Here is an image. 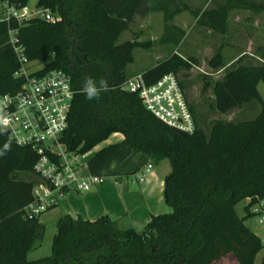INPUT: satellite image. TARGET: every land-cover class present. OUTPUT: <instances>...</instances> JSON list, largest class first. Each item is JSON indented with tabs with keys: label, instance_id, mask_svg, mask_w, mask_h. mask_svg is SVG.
I'll return each mask as SVG.
<instances>
[{
	"label": "trees",
	"instance_id": "1",
	"mask_svg": "<svg viewBox=\"0 0 264 264\" xmlns=\"http://www.w3.org/2000/svg\"><path fill=\"white\" fill-rule=\"evenodd\" d=\"M27 2L0 0V6L20 9ZM173 4L175 0H38L37 8L49 9L54 22L0 16V94L15 92L22 82L15 76L19 65L9 42L8 31L14 29L29 61L70 76L76 97L60 137L69 151L83 155L111 134L123 135L88 158L90 174L120 181L148 163L167 159L170 164L162 191L170 210L151 216L141 231L119 229L105 215L95 221L62 215L50 255L30 260L28 253L42 237L41 214L30 216L24 210L33 200L36 153L0 131V264H264V256L256 262L264 244L245 225L250 207L264 202V102L257 89L264 83V61L243 64L240 56L226 69L220 52L208 61L224 70L210 83L209 110L226 114L255 100L260 110L248 120L207 121L187 99L179 79L195 122L194 132L183 136L148 112L137 93L122 89L133 51L143 44L118 42L121 33L135 16L161 12L166 21ZM197 22H204V15ZM186 33L165 32L158 41L179 48ZM195 63L191 56L172 52L141 74L152 84ZM243 200L245 213L239 216L235 206Z\"/></svg>",
	"mask_w": 264,
	"mask_h": 264
},
{
	"label": "built area",
	"instance_id": "2",
	"mask_svg": "<svg viewBox=\"0 0 264 264\" xmlns=\"http://www.w3.org/2000/svg\"><path fill=\"white\" fill-rule=\"evenodd\" d=\"M6 11L4 18L12 15L18 22L33 17L48 22L56 20L47 8L31 11L27 6L20 9L11 6ZM8 34L19 65L15 76L22 82L15 92L0 94V131L7 132V137L17 146L29 147L36 153L32 167L36 179L31 191L33 200L24 210L30 216H38L57 206L66 192L88 191L102 184L106 176L90 174L83 161L85 154L71 152L60 142L75 94L70 76L59 69L46 71L40 62L31 70L28 65L33 61L24 55L16 30L11 29ZM122 89L137 93L144 108L168 127L185 134L194 132L195 122L176 74L167 73L147 84L142 74L137 73L124 82ZM151 169L152 164H146L142 171L129 177L131 182H143ZM250 212L258 215V221L264 224L263 200L253 204Z\"/></svg>",
	"mask_w": 264,
	"mask_h": 264
},
{
	"label": "crops",
	"instance_id": "3",
	"mask_svg": "<svg viewBox=\"0 0 264 264\" xmlns=\"http://www.w3.org/2000/svg\"><path fill=\"white\" fill-rule=\"evenodd\" d=\"M34 1L33 9L28 6L29 0L27 2L31 11L37 8L38 0ZM6 12L5 5L0 6L3 17ZM154 14L160 18L161 35L165 32L178 33L193 29L200 33L214 34L218 42L217 48H241L244 40H248V44L253 43L250 34L264 32V0H175L166 14V21L161 12L142 17ZM201 15H204V22L199 24L197 20ZM222 42L226 44L222 45ZM122 139L121 133H113L96 147L99 149L100 145L106 146ZM169 171L170 164L164 159L156 165L152 164V169L141 183H129L128 179L117 181L106 176L102 184L92 186L88 191L66 192L54 208L59 210L60 215L80 217L88 221H95L105 215L119 229L133 228L141 231L151 216L168 212L162 191L163 179Z\"/></svg>",
	"mask_w": 264,
	"mask_h": 264
},
{
	"label": "rangeland",
	"instance_id": "4",
	"mask_svg": "<svg viewBox=\"0 0 264 264\" xmlns=\"http://www.w3.org/2000/svg\"><path fill=\"white\" fill-rule=\"evenodd\" d=\"M34 3V0H29L28 6L30 9L34 8ZM0 16L3 17L2 13H0ZM159 25L160 18L158 15L154 14L147 18L136 16L129 28L121 33L118 42L130 39L143 44V46H138L133 51L134 60L127 66L126 70L128 78L155 65L172 52H176L185 58L191 56L196 61L195 65L187 71H179L178 76L183 82L187 99L194 105L196 111L207 115V121L218 118L224 121L237 122L252 119L258 114L261 104L255 100L249 101L226 114H217L209 110V104L212 100L210 83L221 77L224 70L210 67L208 61L214 54L220 52L226 69L240 56H242L240 63L261 64L264 61V32L255 33V35L250 34V39L253 40V43L248 44V40H244L245 42H243V47L241 48L222 47L219 49L216 47L218 42L213 35L187 29L181 46L174 48L172 45H164L158 41L161 35ZM38 65V62L33 61L28 67L34 70ZM257 89L264 102V83L259 82ZM102 146L104 145L99 147ZM96 150H98L97 147L86 153L83 161H87ZM23 177L27 178L26 176ZM131 180L132 178H129L128 182L130 183ZM246 204L247 200H243L235 206L239 216H244ZM169 210L168 207L167 211ZM59 215V210L56 208H51L40 215L39 222L42 237L35 241V247L28 254V259L35 260L50 255L52 237L56 233V222L62 216ZM245 225L264 244V224L258 221V215H252L246 219ZM263 256L264 248L257 254L256 262H259Z\"/></svg>",
	"mask_w": 264,
	"mask_h": 264
},
{
	"label": "water",
	"instance_id": "5",
	"mask_svg": "<svg viewBox=\"0 0 264 264\" xmlns=\"http://www.w3.org/2000/svg\"><path fill=\"white\" fill-rule=\"evenodd\" d=\"M76 97V94H74V96H73V98H75ZM171 129V131H173L174 133H176V134H178V135H185V132H183V131H180V130H178V129H175V128H170ZM5 137H7V135H8V133L7 132H3L2 133Z\"/></svg>",
	"mask_w": 264,
	"mask_h": 264
},
{
	"label": "clouds",
	"instance_id": "6",
	"mask_svg": "<svg viewBox=\"0 0 264 264\" xmlns=\"http://www.w3.org/2000/svg\"><path fill=\"white\" fill-rule=\"evenodd\" d=\"M93 91L94 90H90V92H89V99L91 98V95L93 94Z\"/></svg>",
	"mask_w": 264,
	"mask_h": 264
}]
</instances>
